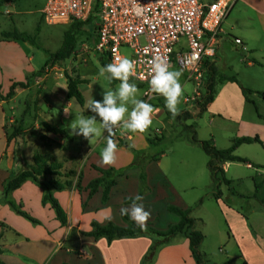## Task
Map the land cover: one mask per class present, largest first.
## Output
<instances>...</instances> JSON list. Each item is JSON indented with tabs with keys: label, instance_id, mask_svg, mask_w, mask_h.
<instances>
[{
	"label": "rangeland",
	"instance_id": "rangeland-1",
	"mask_svg": "<svg viewBox=\"0 0 264 264\" xmlns=\"http://www.w3.org/2000/svg\"><path fill=\"white\" fill-rule=\"evenodd\" d=\"M12 2L11 6L4 5L1 8L3 12L7 10L11 14L0 12V91L3 94L8 93L12 80L24 81L26 77L28 87L31 84L34 87L23 93L16 101L3 105L7 120H10L7 128L5 127L7 138L12 135L14 128H21L18 136L10 140L12 149L16 156L23 152L22 156L24 155L25 160L30 164L34 161L33 168L35 169L44 170L50 168L51 165L59 164V161L61 163V160L68 161L67 163L70 161L69 166L74 169L71 171L75 173L77 190V186L81 187L84 183L83 173L81 171L76 173L79 170L78 167L80 164L94 162L90 159L94 146L100 138L109 134L100 129V135L86 140L83 136L76 135L71 125L77 118L95 117L99 128L100 118L91 111V102L102 101L103 94L110 90L115 92L120 82L118 80L108 81L106 77L110 74H105V77L100 75L103 57L95 50L97 38L91 25L76 27L73 30L76 41L74 53L68 59L52 64L44 51L55 53L60 48L64 32L70 30V23L47 24L40 12L46 0H12ZM14 29L34 38V45L27 42H5L2 33L12 32ZM221 29V40L214 47L215 57L211 58L213 61L209 60L210 63L204 65L199 85L192 78L188 80V74L182 72L175 63L170 66V70L182 73L180 83L183 96L178 106L180 114L174 119L171 113L168 116L165 114L168 111L165 98H158L160 100L149 103L154 109L152 124L142 134L145 139L149 138L157 145L149 146V150H144L134 140L139 153L143 156L138 158L139 166L128 170L125 168L126 171L124 170V175L121 177L132 173L133 183L131 177L128 185L118 188L112 200V209L116 210L121 194L127 193L131 196L136 191L139 192L140 181L139 178L138 181L136 180V172L144 176L147 174L150 184L148 187L146 183L144 185L146 191L142 204L145 211L150 213L146 222L150 220L154 229L165 230L177 221L174 215L166 211V205L191 209L195 227L204 236L199 251L205 256L206 264H244V262L264 264V255H257L252 249L249 250L245 259L242 258L238 242L241 236L242 245L249 243L247 236L244 235L243 227L246 228V226L241 224L242 219L257 239L259 245L256 247L262 246L260 239L264 243V168L260 171L256 165L233 163L229 172L225 174V177L232 181L231 185L221 184L222 200L217 202L213 198L216 190L207 167L208 157L200 145L201 141L215 139L218 146L227 148L229 136L232 140L235 137H254L255 135L260 137L264 145L262 96L253 98L257 112L252 105H247L240 127L231 118H215L213 122H210L207 113L192 118L189 114V110H196L197 103L203 102L205 98L206 86L211 78L210 67L215 69V79L218 76H235L244 87L264 93V1H232L229 13L222 21ZM238 37L246 42L250 53L246 51L240 54L241 51L232 44V38ZM126 51L122 49V52ZM248 54L251 57L249 60L254 59L253 66H248L244 62ZM65 72L72 77L78 75L87 80V84L80 86L84 98L83 106L75 100H67L66 95H63L62 82H65ZM134 84L137 88L136 98L142 100L145 87ZM219 86L220 84H217L216 87ZM224 101L231 103V99ZM127 107L130 112L133 107L131 102H128ZM125 119H127V114ZM43 123L65 129L72 139L67 140L60 135H55V140L46 138L44 133L49 132L42 127ZM123 123L124 121H121L113 128L111 136L120 148H124L123 144L131 146L125 141L129 132L123 128ZM193 138L197 142H194ZM157 140L160 142H156ZM235 155L247 157L253 165L259 163L264 166V149L261 145H244L235 152ZM152 156L160 159L147 168ZM90 167L93 169L96 166L90 164ZM55 178L60 182L64 181L57 176ZM135 183H137V188ZM255 184L259 187L258 192H255ZM37 193V191L29 192V195L25 194L24 197L27 204H31L35 211L39 206L38 216L28 213L29 217L38 221V226L25 220L19 229L21 238L28 241L35 239L36 236L46 235L52 227L50 211L40 207L41 200ZM131 208L127 212L130 213ZM0 210V217L2 215L3 218H7L8 213L3 212L1 207ZM51 213L54 214L52 210ZM5 237L11 239L12 235ZM149 238L151 246L148 248L150 249L155 244L156 247L150 254L147 249L145 257L148 254L150 257L145 264H195L193 258L190 257L189 243L187 242L184 246L179 242L184 238L161 245L156 243L157 237L150 235ZM251 248L255 247L251 246Z\"/></svg>",
	"mask_w": 264,
	"mask_h": 264
},
{
	"label": "crops",
	"instance_id": "crops-1",
	"mask_svg": "<svg viewBox=\"0 0 264 264\" xmlns=\"http://www.w3.org/2000/svg\"><path fill=\"white\" fill-rule=\"evenodd\" d=\"M0 1H5L3 5H1L0 7V12L11 14L7 10L3 12L1 8L4 5L11 6L13 2L12 1L8 2L6 0H0ZM232 1L234 0H231V2ZM41 11L42 9L40 10V12ZM220 40L221 37H219V41ZM4 41L7 43H12V42L19 43L14 41H6V40ZM241 41L246 51L249 52L246 42L243 39H241ZM232 44H234V42H232ZM234 46L241 51L240 54L242 52H246L243 51L240 46H236L235 44ZM214 57L215 54L212 58ZM249 58L251 57L248 54V57L246 58L247 60L246 61L244 60V62H246L248 66H253L254 59L252 58L251 60H249ZM209 60H211V58L207 59L205 64L210 63ZM231 77H235V76H231ZM25 80L24 81L12 80L10 86L14 82L23 83L25 82ZM236 80L238 83L226 81L224 83H221L219 87H216V93L214 95L213 101L207 105L205 112H203V113H207L210 122H213L215 118L227 117V118H231L232 121H235L236 125L240 127V125L243 123L242 117L244 115L245 108L247 107V105H252L257 112V107L255 101H253V98H257V97L261 98L260 96H262V100L264 101V93H260L259 91L248 89L244 87L238 81L237 78ZM62 86H63V95H66L67 89L65 82H62ZM33 87L34 85L31 84L26 89H20V88H18L19 90L16 89L13 97H11L10 99H5L6 98L5 95L7 93L3 94L0 91L1 96L5 97L4 99H0V195H1L0 207L2 208L3 212L8 213L7 218L6 217L3 218L2 215L0 217V264H141V262H143L142 259L145 258L147 249H149L148 247L151 246L149 236H143V237L141 236L136 238H123L108 243L105 239L94 240L91 237L82 235V232L90 231L92 222H96L100 225H104L108 222H112L118 226H125V223L123 222L120 216V210L123 208L129 211V208H131L133 204H128V205L124 204V199L133 198L138 194V191H136V189H135L136 192L134 194H131V196L127 193L121 194V196L119 197L116 210L114 211L112 209L113 207L112 200L115 196V193L117 192L119 187L128 185L130 183L132 173H128L126 176L117 179V183L111 189L109 194V199L105 204L101 202L102 189H99L98 192L90 198L88 197V192L84 191L85 187L83 186L84 185L86 186V184L90 180H93L99 176L98 172H96L90 167V164L101 169L114 168L116 170H119V169H125L133 163L134 160L133 154L128 152L125 148H120V147H117L116 159L112 165H104L101 163L100 154L102 150L107 146V140L109 135H105L104 137L100 138L96 143V145L94 146L93 153H91L93 155L91 156V158L89 157L94 162L86 163L85 161L86 163L85 165L80 164V166L78 167L79 170L76 173H78L79 171L83 173L84 183L83 186H81L82 191L79 192L76 190V186H75L76 178L74 176L75 173L73 172L74 169L72 168V166H69L70 161L69 163H67L68 161L63 162L62 160L60 163L59 161L58 165H60V169L58 170L59 176L57 177H59L60 180L64 179L63 182L70 181L71 186L70 188L65 189L61 192H53V197L55 198L57 203L61 206V208L64 210L66 214L67 217L66 226L62 227L59 221L57 220L55 212L51 208V206L50 205L46 206V204L43 203L44 190L32 181L25 182L19 189L11 192L7 198L4 197L3 183L9 177L15 175L19 171L31 169V167L33 168L34 161L32 162L33 164H30L28 161H26L24 155L22 156L23 152H21V154L18 156L14 154V151L10 143L11 141L10 142L7 141L6 126L10 120H7L5 111L3 109V105L5 104L9 105V103L16 101L18 97L23 95V93L31 90ZM240 87L250 90L252 92V94L248 95V99L254 105L245 100V98L242 95ZM159 98L162 99L164 97H159ZM160 99L154 98L150 102ZM229 99H231V103H226L224 101ZM197 105L198 106L196 107V110H189V114L191 115L190 118L202 114L200 113L198 103ZM158 110L159 109H157V111ZM258 118H260V115H258ZM44 135L48 139L55 140L54 139L55 135L51 133H44ZM209 136L211 137L212 135ZM243 137H247V138L258 137V139L261 142V139L258 135H255L254 137H249V136L235 137V139L243 138ZM134 140H136L137 143L140 144L139 146L140 148L142 147L144 148V150H149V145L142 133L129 132V135H127L125 140L126 142H129L131 144V147H133L137 152H139L138 151L139 149H137L136 146L137 144L134 142ZM232 140H231V136H229L228 147L222 148L217 145L215 139L214 140L210 139V141L213 142L212 145L220 150L228 149L231 146ZM113 141L114 143H116V140ZM254 144L260 145L258 143L243 144L240 145L235 152L240 150L244 145H254ZM242 158H245L250 161V159H248L247 157H242ZM152 163L155 162L154 161L148 162V166L146 167L148 168ZM232 164L233 163L231 162H226L221 164L220 168L223 170L224 175L229 172V169ZM255 165L257 169L260 171L263 170L264 168L262 164L255 163L253 166ZM135 177L136 180L138 181L139 172H136ZM145 178H146L145 180L146 186L148 187V185L150 184L149 183L150 180L149 177H147V174L145 175ZM133 179L134 177H132L131 180L132 183H133ZM135 186L137 188V183H135ZM33 191L38 192L37 196L41 200L40 207L43 210L46 209L50 211L49 213H50V219L52 221V227L50 228L51 231L46 235H41V236L39 235L40 237L36 236L35 239H31L30 241H28L27 239L21 238L20 235L21 233L19 230L21 224L28 219L22 217L15 210H13L9 206L8 201L13 202V204L19 207L20 209L22 208L21 211L27 214L28 217H29L28 215L29 212L34 216H38L37 211H39V206L37 207V211H35L33 206L31 204L28 205L26 198H24L26 195H29V192H33ZM219 192L221 193V198H222V192L220 190V187H219ZM40 194L42 195V198ZM142 201H139V203L137 204H141ZM216 201L219 202L220 200H216ZM169 205L170 204L166 205V207ZM51 210L54 212V214L51 213ZM29 218L34 220V222L30 220L28 221L34 223V225L38 224L37 220H35L31 216ZM240 221L243 226H246V228L243 227L245 231L244 235L247 236L249 241V243H244L242 245L243 238L241 236L239 238L238 241L240 244L239 251L242 258L245 259L246 256H248L249 250L251 249L254 250V252L257 255L260 256L264 255V245H263L264 243L262 242V240L260 239L262 246L256 247L257 245H259L257 239H255V237L252 235V231L248 230L247 224L245 225L242 219ZM177 222H178V218L177 221L171 225H174ZM146 226H151L150 220L146 222ZM35 229H37V227ZM232 233H234L233 229H232ZM6 235H12V238L11 239L6 238L5 237ZM180 238H184L183 241H179V242L181 244L183 243V245L185 246L188 240L183 235H178L172 238L170 241H174L176 239L180 240ZM251 246H254L255 248L253 249L251 248ZM190 257H192L191 253H190ZM244 264L247 263L244 262Z\"/></svg>",
	"mask_w": 264,
	"mask_h": 264
},
{
	"label": "built area",
	"instance_id": "built-area-1",
	"mask_svg": "<svg viewBox=\"0 0 264 264\" xmlns=\"http://www.w3.org/2000/svg\"><path fill=\"white\" fill-rule=\"evenodd\" d=\"M137 6L143 9L140 15L134 14ZM230 7L231 0H46L41 13L50 25L90 21L95 50L108 64L125 56L136 62L129 82L145 87L142 100L149 103L163 97L150 91L149 60L160 56L169 67L175 63L199 85ZM233 42L246 51L240 39Z\"/></svg>",
	"mask_w": 264,
	"mask_h": 264
},
{
	"label": "trees",
	"instance_id": "trees-1",
	"mask_svg": "<svg viewBox=\"0 0 264 264\" xmlns=\"http://www.w3.org/2000/svg\"><path fill=\"white\" fill-rule=\"evenodd\" d=\"M8 2H11L12 0H6ZM5 1H0V6L3 5ZM70 30L64 32L63 34V41L60 46V48L55 53H49L46 52V55L48 57V60L55 64L57 62H62L66 59H68L75 50V36L73 33V30L76 27H79L80 25H91L90 21L86 23H71L70 24ZM93 31L95 32V28L92 26ZM2 37L6 41H14V42H21V43H30L31 45H34V38L31 36L20 33L17 31V29H14L12 32H3ZM108 64V61L105 57L101 60V65L104 67ZM211 71V78L208 81V84L206 86V94L205 98L203 99V102L198 103L200 113L205 112V109L208 104H210L213 99L214 95L216 93V86L217 84L224 83L226 81L238 83L235 77H226V76H218L217 79L214 77L216 76L215 69L210 67ZM65 78V85L67 89L66 93V99L67 100H75L80 106L84 105V98L80 91V86L83 84H87V80H84L80 78V76L76 75L75 77L70 76L68 73H64ZM28 79L26 78L25 82H14L10 88L8 93L6 94V99H10L17 88L20 89H26L28 87ZM113 82V80H112ZM241 92L245 100L249 103H252L248 99V95L252 94L250 90L244 89L240 87ZM0 99H2V96L0 94ZM253 104V103H252ZM254 105V104H253ZM165 114L168 116L170 113L168 111L165 112ZM42 127L47 130V132L53 134V135H60L65 137L67 140H71L72 137L67 133L65 129H60L56 126H53L51 124L43 123ZM21 128H14V131L12 132V135L7 138V141L10 142V140L20 133ZM194 142H197L194 138L192 139ZM149 146L157 145V143L150 141L149 138L146 139ZM156 142H160V140H157ZM252 143H258L260 144L263 149L264 145L260 142L258 137L254 138H237L232 141L231 146L228 149L220 150L217 149L215 146L212 145V142L209 141H201L200 145L205 153V155L208 157L207 161V167L211 173L212 180L214 183V187L216 192L213 193V198L215 200H221V193L219 192V187L221 184H224L226 186L231 185V181L227 180L225 178L223 170L220 168L221 164L226 162L231 163H242L245 165H251L253 164L242 157L236 156L234 153L236 149L243 144H252ZM123 147L127 149L128 151L133 153L134 160L133 163L127 167L128 169H131L133 167L139 166L137 163L138 158L140 156H143V154L137 152L133 147L123 144ZM145 155V154H144ZM159 158H156L152 156L149 159L150 161H158ZM60 169V165L55 164L51 165L50 168L40 170V169H27L22 170L16 173L15 175L9 177L4 183H3V195L5 198L8 197V195L19 189L25 182L32 181L36 183L38 186H40L44 190V196H43V203H49L51 208L54 210L57 220L59 221L60 225L62 227L66 226L67 224V217L64 212V210L61 208V206L57 203L55 198L53 197V192H61L65 189L70 188L71 182H60L56 176H59L58 170ZM99 174L100 177L95 178L91 180L87 186L84 188V191L88 192V197H92L94 194L98 192L99 189H102V196H101V202L105 204L109 199V194L111 189L116 185L117 181L116 179L118 177H121L123 172L126 171V169H122L119 171H116L113 168L108 169H101L94 167ZM125 170V171H124ZM146 178L143 174L139 175V181H140V189L137 195L143 196V194L146 191V188L144 187L146 183ZM258 185L255 184V192H258ZM77 191H82V188L80 186H77ZM136 195V196H137ZM135 196V197H136ZM125 198L124 204H137L139 201H135L134 198ZM9 206L15 210L19 215L22 217L34 222L31 218L27 216L24 212L21 211L19 207L13 204V202L8 201ZM166 210L168 213L176 216L178 218V222L174 225H169L165 230H156L152 228L151 226H146L145 229L139 228L130 218L129 215L121 214L120 210V216L125 223V226H118L112 222H108L104 225H100L96 222H92L91 229L89 232H82V235L91 237L94 240L99 239H105L108 243H111L114 240L123 239V238H136L141 236H150L153 235L158 238L157 244L161 245L164 243L169 242L172 238L183 235L186 237L189 243V250L191 253V256L193 260L195 261V264H206L207 260L205 259V256L200 253L199 248L204 240V236L200 231H198L195 228V219L191 217V209H181L173 205H169L166 207ZM156 244L150 247V252H153L155 250ZM148 254V255H149ZM144 258L143 263L145 264L148 260V256Z\"/></svg>",
	"mask_w": 264,
	"mask_h": 264
},
{
	"label": "clouds",
	"instance_id": "clouds-1",
	"mask_svg": "<svg viewBox=\"0 0 264 264\" xmlns=\"http://www.w3.org/2000/svg\"><path fill=\"white\" fill-rule=\"evenodd\" d=\"M134 14L140 15L143 9L139 6L133 9ZM151 65L149 75V88L153 93H158L165 98V106L172 118L180 114L179 105L183 96V89L180 83L181 72L170 70L169 65L160 56H154L149 60ZM136 62L128 57H117L114 62L109 63L100 69V75L108 81L118 80V89L106 91L102 101H92L91 111L100 118L99 128L96 118H77L71 128L78 136H83L86 140L100 135V129L109 134L107 146L101 152V163L112 165L116 159L117 145L111 139L113 128L121 121H124L123 128L130 133H144L152 124V113L154 111L151 104L137 99V88L134 83H130V77L136 72ZM119 101V103H117ZM128 102L133 105L129 112ZM127 114V119H125ZM78 129V132H76ZM135 201H142L143 197L137 195ZM121 214L129 215L131 220L141 229L146 230V221L150 213L145 211L143 204H133L130 213L126 209H121Z\"/></svg>",
	"mask_w": 264,
	"mask_h": 264
},
{
	"label": "bare ground",
	"instance_id": "bare-ground-1",
	"mask_svg": "<svg viewBox=\"0 0 264 264\" xmlns=\"http://www.w3.org/2000/svg\"><path fill=\"white\" fill-rule=\"evenodd\" d=\"M225 2H228V1H230V0H224Z\"/></svg>",
	"mask_w": 264,
	"mask_h": 264
}]
</instances>
